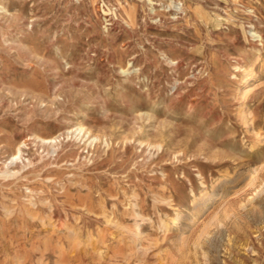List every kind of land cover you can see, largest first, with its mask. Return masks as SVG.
<instances>
[{
  "label": "rangeland",
  "instance_id": "rangeland-1",
  "mask_svg": "<svg viewBox=\"0 0 264 264\" xmlns=\"http://www.w3.org/2000/svg\"><path fill=\"white\" fill-rule=\"evenodd\" d=\"M263 161L264 0H0V264H264Z\"/></svg>",
  "mask_w": 264,
  "mask_h": 264
},
{
  "label": "bare ground",
  "instance_id": "bare-ground-1",
  "mask_svg": "<svg viewBox=\"0 0 264 264\" xmlns=\"http://www.w3.org/2000/svg\"><path fill=\"white\" fill-rule=\"evenodd\" d=\"M263 175H264V161L262 163H260L259 166L254 170V172L252 174V180L253 181H258V180L262 179ZM205 213H206V210L202 211L199 214V216L194 220L193 225H195L200 220V218L205 215ZM166 228H167V225H166Z\"/></svg>",
  "mask_w": 264,
  "mask_h": 264
}]
</instances>
